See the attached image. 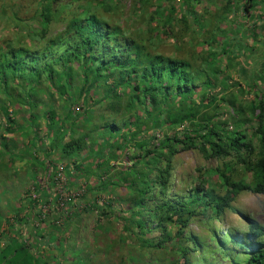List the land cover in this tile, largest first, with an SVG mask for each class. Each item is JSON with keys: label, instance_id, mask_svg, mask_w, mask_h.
<instances>
[{"label": "rangeland", "instance_id": "374dc122", "mask_svg": "<svg viewBox=\"0 0 264 264\" xmlns=\"http://www.w3.org/2000/svg\"><path fill=\"white\" fill-rule=\"evenodd\" d=\"M255 1L257 5L248 11V0H0V53L11 47L27 48L38 57L50 46L57 51L53 41L67 36L74 17L95 14L150 51L189 60L193 70L203 75L191 104L198 103L201 96L216 97L217 108L213 105L208 110L216 112L218 129L231 130L235 119L245 118L244 129L258 143L253 113L264 100V72L259 75L264 59V1ZM205 71L213 72L216 88L204 84ZM76 79L63 86V81L53 84L42 79L31 84L27 75L17 76L13 98L0 93V139L7 143L6 148L0 144V248L18 235L49 264H155L160 258L171 260L176 238L165 239L164 249L141 243L143 237L158 241L162 236L157 229L145 234L131 222L138 219L128 201L133 193L118 173L128 169L130 156L140 151L136 142L147 141L153 148L167 135H182L185 125L173 127L150 103L142 105L133 88L120 89V114L109 109L106 101L94 105L93 101H99L108 90L109 84L103 82L91 90L86 104L79 94L80 77ZM232 91L238 108L227 102ZM4 105L10 119L2 111ZM164 105L162 102L166 110ZM46 110L55 112L58 124L49 125ZM136 117L141 121L137 125L125 127L121 121L133 123ZM113 118L121 121L124 134L118 135L117 141L110 140L113 148L105 147L102 128ZM12 119L18 127L8 132V124L14 126ZM60 124L64 133L56 138ZM125 132L136 138L118 149ZM84 135V150L71 156L63 152L65 141ZM104 160L109 169L102 164ZM227 161L236 163L231 157H209L203 145L180 151L174 158L173 193L185 196L202 179L224 193L223 179L216 170L223 169ZM254 176L235 164V179L249 182ZM61 193L69 194L72 200L62 205ZM234 206L264 223V194L245 191ZM240 214L226 211L224 221L195 216L185 229L172 227V235L177 231L195 235L208 247L214 231L228 232L247 225ZM259 241L264 243V237ZM189 252L197 264L203 257L210 263L213 259L209 250ZM216 258L213 261L217 264H230Z\"/></svg>", "mask_w": 264, "mask_h": 264}, {"label": "trees", "instance_id": "16d2710c", "mask_svg": "<svg viewBox=\"0 0 264 264\" xmlns=\"http://www.w3.org/2000/svg\"><path fill=\"white\" fill-rule=\"evenodd\" d=\"M256 5L255 0H248L245 8L249 11ZM72 23L64 39H54L57 51L50 46L48 51L38 57L27 48L11 47L0 53V93L13 98L17 76L27 75L28 83L31 84L42 82V79L53 84L63 81V86L73 84L78 76L79 94L86 104H89L91 90L103 82L109 84L108 90L99 101H93L94 105L106 101L109 109L120 114L123 108L119 103L120 89L133 88L142 105L150 103L161 116L174 124L173 127L185 125L182 135H167L159 139L153 148L147 141L136 142L140 151L130 156L131 166L118 173V178L133 193L128 201L138 219L131 222L145 234L157 229L162 236L158 241H154L153 237H143L141 243L164 249L165 239H177L173 244L176 248L173 258H160L155 264H197L196 260L190 259L189 249L200 253L209 250L213 258L211 263L214 264L218 263L213 261L218 256L222 262L230 264H264V243L259 241L264 237V223L241 213L234 206L236 199L245 191L264 194V100L257 106L258 111L253 113L258 143L244 129L245 118L235 119L231 130L221 131L214 122L216 112L211 114L208 110L213 105L217 108L216 97L212 96L210 99L206 95L199 97L198 103L194 105L190 102L194 92H197L199 78L203 75L193 70V64L189 60L150 51L145 44L95 14L76 16ZM75 65H78V69H75ZM263 72L264 59L259 67V75ZM204 73V84L212 85L211 89L216 88L212 82L213 72ZM10 83L14 85L10 87ZM228 96L229 105L238 108L233 91ZM162 102L168 107L166 110L162 109ZM2 111L10 115L7 105L3 106ZM45 115L48 116L50 126L58 124L54 111L46 110ZM117 120H106L107 123L102 128V145L105 147L111 145L113 148L115 144L110 140L117 141L118 135L124 134L119 122H124L125 127L141 122L138 117L133 123L127 119ZM12 122L14 126L8 124V132H14L18 127L14 119ZM62 126L60 124L57 127L56 138L64 133ZM85 136L87 135L65 141L62 145L63 152L71 156L84 150L87 147ZM123 137L116 145L118 149L127 147L128 141H134L136 135L125 132ZM0 144L7 147L5 140L0 139ZM199 145L206 147L211 158L231 157L236 162L232 164L227 161L223 169L216 170L223 179L225 192L219 193L215 187L206 184L207 180L202 179L185 196L173 193L176 187L174 158L180 151ZM107 162L104 160L102 164L108 165L109 169ZM235 164L241 165L248 172H254V178L249 182L235 179ZM79 166L81 165L78 164V169ZM226 211L241 213L247 225L228 232L214 231V240H211L208 247L195 235H183L182 231L172 235V227L180 226L185 229L195 216L207 215L208 218L224 221ZM188 241L189 245H186ZM33 252L22 238L15 235L0 248V264H49ZM200 262L211 264L205 257Z\"/></svg>", "mask_w": 264, "mask_h": 264}, {"label": "built area", "instance_id": "2783aa9c", "mask_svg": "<svg viewBox=\"0 0 264 264\" xmlns=\"http://www.w3.org/2000/svg\"><path fill=\"white\" fill-rule=\"evenodd\" d=\"M62 199L64 200V202H62V205H63L64 203H67L68 201H71L72 197L69 196V194L65 195V193H61L60 194V200H62Z\"/></svg>", "mask_w": 264, "mask_h": 264}]
</instances>
